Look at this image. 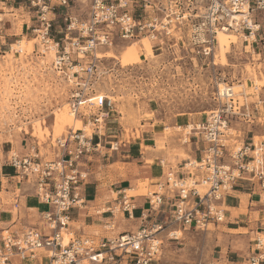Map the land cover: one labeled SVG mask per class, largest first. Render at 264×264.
<instances>
[{
    "label": "built area",
    "instance_id": "2783aa9c",
    "mask_svg": "<svg viewBox=\"0 0 264 264\" xmlns=\"http://www.w3.org/2000/svg\"><path fill=\"white\" fill-rule=\"evenodd\" d=\"M25 1L33 13L35 40L27 55L51 58V66L69 84L70 111L82 113V120L80 128L70 126L52 138L45 152L36 142L8 152L6 162L14 170L10 177L17 189H32L48 208L40 215L44 228L16 227L13 222L1 229L0 264H43L42 259L46 264H156L163 252L164 234L177 239L179 231H206L224 222L225 198L239 182L258 183L264 204V141H239L230 127L233 116L251 117L250 104L246 99L240 104L232 81L224 80L223 87L216 81L223 107L192 121L191 132L184 139L201 140L202 155L186 161L181 172L167 170L156 189L145 194L148 207L139 217L132 196L125 192L115 199V205L101 211L113 217L106 230L115 229L114 220L120 213L138 219L139 227L111 237L76 235L71 230L72 210L86 205L90 157L107 144L113 150L121 144L105 140L116 104L113 96L101 91V65L106 56L99 54L118 47L119 42L147 37L156 50L191 49L213 67L216 80L222 79L215 69L218 35L230 33L252 47L258 45L264 39V0ZM78 3L88 7L86 18L73 11V4ZM4 16L0 7V30ZM57 25L62 37L55 35ZM8 51L26 53L13 43ZM19 206L16 196L14 209ZM162 213L169 218L161 219ZM255 244L261 249L264 238L258 235ZM257 263L253 257L251 264Z\"/></svg>",
    "mask_w": 264,
    "mask_h": 264
},
{
    "label": "rangeland",
    "instance_id": "374dc122",
    "mask_svg": "<svg viewBox=\"0 0 264 264\" xmlns=\"http://www.w3.org/2000/svg\"><path fill=\"white\" fill-rule=\"evenodd\" d=\"M2 1L6 0H0L1 11L5 12L0 30V35L4 36L2 40L13 44L22 40L26 51L25 54H14L8 51L10 44L0 49V166H5L8 152L13 148L23 150L36 142L45 152L52 138L68 131L70 126L66 113L70 108L69 84L64 75L51 66V58L27 55L33 50L35 41L33 13L27 8L26 1L8 0V5L15 6L12 9ZM73 6L75 13L86 18L88 7L85 4ZM61 30L57 25L55 35L62 37ZM235 38L236 42L228 43L223 53L219 52V47L216 48V76L222 78L218 80L208 61L197 57L191 49L172 47L156 50L147 41L134 47L130 41L119 42L118 47L105 49L113 56L102 59L100 88L115 99L116 111L110 117L114 125L109 123L111 131L120 134L127 142L139 138L146 151H155V147L156 151L170 149L173 156L184 158V163L199 158L203 149L201 140L191 138V145L198 151L194 157H189L181 149L185 146L186 126L207 117L211 110L223 107L218 99L216 81L222 83L227 80L233 82L240 104L246 99L251 112L250 118L242 115L231 117V131L239 141H264V39L252 47L242 38ZM141 51L144 52L139 58L136 55ZM256 104L259 105L257 108ZM240 111H243L242 106ZM73 126L78 128L79 124ZM153 132L156 140H147ZM184 163L180 165V172ZM3 180L7 189V183L14 189L18 187L11 177ZM140 187L134 194L145 195L156 189L149 188L148 182L141 183ZM31 191L22 189L18 198ZM1 195L6 196L7 193L4 191ZM6 200H11V193ZM12 203V220L0 223V231L13 222L16 227H40L26 223L24 203L17 209H14V201ZM246 204L247 201L245 209ZM254 216L258 225L252 229H241L251 236V242L258 235L262 237L256 233L257 230L262 231L261 214ZM38 217L41 219L40 215ZM226 231L222 225H211L206 231H179L177 239L164 234L163 252L156 264H216L214 258L220 245L231 242L224 235Z\"/></svg>",
    "mask_w": 264,
    "mask_h": 264
},
{
    "label": "crops",
    "instance_id": "0c3cea01",
    "mask_svg": "<svg viewBox=\"0 0 264 264\" xmlns=\"http://www.w3.org/2000/svg\"><path fill=\"white\" fill-rule=\"evenodd\" d=\"M8 0L1 3L7 5L8 9L15 6L8 5ZM4 36L0 35V49L3 45L12 44L3 41ZM264 101V100H263ZM259 105L256 104V108ZM114 125L112 119L107 122V132L105 140L107 143L120 141V147L113 150L107 144L100 148L98 152L90 157L89 167L90 176L84 188V196L86 205L82 208H75L71 212V230L76 235H98L100 237H111L122 231H134L139 227V221L130 220L122 213L116 216L115 229L106 230L105 225L108 221L113 220L110 212H101L109 206L115 205L116 198L121 197L128 190H140V184L148 182L149 188H155L156 183L164 177V174L169 169L180 170L181 164L184 163V158L173 156L170 149L165 151H146L142 148L143 143L138 139H132L128 142L121 139L120 134L112 132L110 127ZM154 133V132H153ZM147 140L155 141L156 134H151V138ZM189 143V144H188ZM192 139L189 142H184L185 146L181 149L189 157L198 155V151L194 150L191 145ZM191 145V146H190ZM14 174L13 168L6 163L5 166H0V223L10 222L14 214L12 201L15 202L16 196H20L19 190L14 189L13 185L7 183L5 188L4 177H10ZM16 187V184H14ZM32 190L26 187V190ZM7 195H1L3 192ZM11 193V200L7 201L8 194ZM263 193L258 183L251 181H241L238 183L232 193L225 198L226 219L215 227L222 225L227 230L224 234L230 242L221 244L217 250V257L214 258L216 264H251V259L256 257L258 263L264 264V246L261 249L256 248L255 239L250 241L249 235H246L241 229L255 228L258 225L253 219L256 213L261 214L262 231L257 230V235L264 236V208H255L256 206H264L260 200V195ZM20 205L23 203L26 207L27 220L26 223L38 225L44 228L43 222L38 217L42 211H45L48 206L41 203L32 190L28 194H22L19 198ZM132 201L136 204L135 216L141 215L142 209L148 207V198L143 194L132 195ZM245 201L247 208L245 209ZM28 216H32L28 219ZM161 219H168L169 214L162 213ZM3 219V220H2ZM254 233V232H253ZM42 263L46 261L42 259ZM16 264H22L16 261ZM30 264V263H25ZM35 264V263H32ZM124 264V263H122Z\"/></svg>",
    "mask_w": 264,
    "mask_h": 264
},
{
    "label": "bare ground",
    "instance_id": "6f19581e",
    "mask_svg": "<svg viewBox=\"0 0 264 264\" xmlns=\"http://www.w3.org/2000/svg\"><path fill=\"white\" fill-rule=\"evenodd\" d=\"M228 37H229V39H228ZM235 37H236L235 35L230 34V33H220L218 35V45H219L218 46L219 47L218 50H219V52L223 53V51L226 49V46H227L228 43L232 44V43L236 42V38ZM144 41H147L151 45V47L153 48V42H151L150 39H148L147 37L142 38L140 41L133 40V41H130V42L132 43V46L134 47V46H138L140 42H144ZM13 46L14 47H20V48H22V50L24 48L22 40L14 43ZM142 52H144V51H141L136 56L140 58L142 56ZM99 56L100 57L101 56L102 57H104V56L111 57V56H113V53L111 51H108L106 54H99ZM146 59H147V56H146ZM221 85H223V84H221ZM66 115L68 116V124H69V126H73L75 124H79L78 128L81 127L82 113L79 112V113L74 114L68 109ZM191 129H192V124L190 123L189 125L186 126L187 133H190ZM136 131H137V129H136ZM128 192L131 193L130 196H132V195H135L134 193L136 191L134 189H130V190H128ZM180 233H182V232H180ZM262 238H264V236H262Z\"/></svg>",
    "mask_w": 264,
    "mask_h": 264
}]
</instances>
